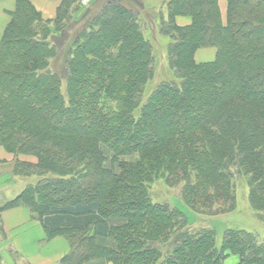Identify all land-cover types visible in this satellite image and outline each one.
Returning a JSON list of instances; mask_svg holds the SVG:
<instances>
[{
    "label": "trees",
    "instance_id": "trees-1",
    "mask_svg": "<svg viewBox=\"0 0 264 264\" xmlns=\"http://www.w3.org/2000/svg\"><path fill=\"white\" fill-rule=\"evenodd\" d=\"M165 7L173 79L147 99L157 49L142 0H63L52 21L17 0L0 38V150L16 177L38 178L3 209L64 237L60 264H264L257 234L228 229L218 246L150 194L162 180L195 214L221 217L242 175L264 222V0H227L225 23L219 0ZM208 49L215 59L197 62Z\"/></svg>",
    "mask_w": 264,
    "mask_h": 264
},
{
    "label": "rangeland",
    "instance_id": "rangeland-1",
    "mask_svg": "<svg viewBox=\"0 0 264 264\" xmlns=\"http://www.w3.org/2000/svg\"><path fill=\"white\" fill-rule=\"evenodd\" d=\"M83 2V1H82ZM145 7V14L151 18V24L145 31V37L157 49V70L154 79L149 82L144 92V98H148L151 93L163 82L173 79V74L168 68L166 51L170 40L159 34V23L162 15L167 17L165 0H142ZM84 4V3H83ZM144 17V16H143ZM183 22V21H182ZM207 54V55H206ZM215 59V50H200L196 55L199 63L210 62ZM60 65V64H59ZM3 151V150H0ZM24 158V157H23ZM31 161H35L31 159ZM38 182L37 177L23 178L14 177L10 181L6 175L0 177V204L3 205L15 199L29 185H35ZM165 181H157L150 187V194L154 203H168L172 207L181 209L189 218L191 230L209 229L216 232L217 245L220 246L223 240V234L228 229H241L257 234L264 241V222L259 221L252 212L248 203V185L246 178L242 175L236 176L235 184L237 186V208L233 213L225 216L209 218L195 214L184 205L178 198L176 191L168 189ZM26 211V210H25ZM28 214V213H27ZM1 238V236H0ZM5 241L0 240V264H7L9 260H14L9 255L8 248L5 247ZM166 248L164 252H166ZM11 258V259H10ZM236 258V257H231ZM11 262V261H10ZM15 264H18L15 261Z\"/></svg>",
    "mask_w": 264,
    "mask_h": 264
},
{
    "label": "crops",
    "instance_id": "crops-1",
    "mask_svg": "<svg viewBox=\"0 0 264 264\" xmlns=\"http://www.w3.org/2000/svg\"><path fill=\"white\" fill-rule=\"evenodd\" d=\"M62 1L29 0L45 21H52L56 18ZM82 1L84 5H87L91 0ZM16 4L17 0H0V38L11 20V13L15 11ZM219 9L223 23H225L227 0H219ZM189 23L188 18L178 19V24L181 26H186ZM0 161V177L6 175L10 181L13 177L14 181H17L18 177L13 173L14 156L0 151ZM7 203L0 204V240L3 239L6 242V249L8 248L9 255L14 258L13 261L7 259V264H15V261L18 264H60L62 259L70 253V245L67 240L61 236H53L49 239V232L41 221L33 219L25 208L3 209ZM232 256L236 258H231ZM238 263L239 258L234 255H230L224 261V264Z\"/></svg>",
    "mask_w": 264,
    "mask_h": 264
}]
</instances>
